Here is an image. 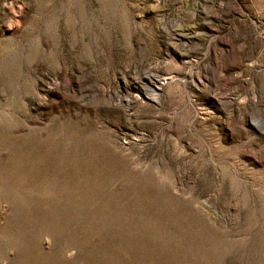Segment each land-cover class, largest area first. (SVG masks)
Masks as SVG:
<instances>
[{"label":"rangeland","instance_id":"374dc122","mask_svg":"<svg viewBox=\"0 0 264 264\" xmlns=\"http://www.w3.org/2000/svg\"><path fill=\"white\" fill-rule=\"evenodd\" d=\"M0 264H264V0H0Z\"/></svg>","mask_w":264,"mask_h":264}]
</instances>
